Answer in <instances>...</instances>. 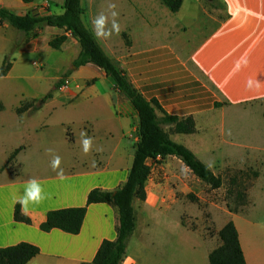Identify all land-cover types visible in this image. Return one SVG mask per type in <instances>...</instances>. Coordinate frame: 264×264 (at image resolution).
<instances>
[{
    "label": "crops",
    "instance_id": "1",
    "mask_svg": "<svg viewBox=\"0 0 264 264\" xmlns=\"http://www.w3.org/2000/svg\"><path fill=\"white\" fill-rule=\"evenodd\" d=\"M180 1L173 12L163 0H82V20L146 101H155L169 116L194 120L193 134H176L172 126H164L171 141L191 151L213 173L258 170L260 182L249 197L235 208L225 207L215 222L216 233L232 222L246 264H264V0ZM63 3L0 0V9L18 16L35 10L60 15ZM100 15L105 17L104 31L111 32L107 38L96 36L93 21ZM113 21L119 25L118 33L112 31ZM12 31L0 22V66L11 50ZM61 36L66 41L60 49H51L50 40ZM79 51L76 40L62 29L36 30L13 54L6 76L0 77V248L20 243L37 247L38 254L27 264L89 263L100 244L116 236L117 212L110 204L87 206L76 235L39 228L47 212L85 207L93 189L115 190L125 181L133 159L137 114L98 67L73 70L65 87L40 103L72 69L68 68ZM34 58L37 66L31 62ZM31 67L35 72L47 67L52 75H33ZM38 79L52 87L31 101L39 106L37 111L17 115L23 101L5 91L8 81L35 84ZM8 102L15 118L11 128H3ZM57 112L65 120L59 132L31 123L39 114L54 120ZM73 126L78 128L75 132ZM81 132L93 138L87 154L82 151ZM56 156L60 165L53 169ZM160 159H148L146 164ZM161 161L162 175L150 179V168L145 199H133L135 227L121 264H209L208 256L219 240L204 239L180 220L190 212L186 196H198L200 181L179 159L168 156ZM182 169L191 174L187 176L191 184ZM31 179L42 184L46 198L30 205L27 214L20 206L30 223H17L13 213L18 203L14 205L13 198ZM188 233L198 240L181 238Z\"/></svg>",
    "mask_w": 264,
    "mask_h": 264
},
{
    "label": "trees",
    "instance_id": "2",
    "mask_svg": "<svg viewBox=\"0 0 264 264\" xmlns=\"http://www.w3.org/2000/svg\"><path fill=\"white\" fill-rule=\"evenodd\" d=\"M30 3L32 0H21ZM82 0H64L60 15L40 14L32 11L24 16L15 15L5 9H0V22L7 23L13 30L20 33L21 41L12 47L9 54L4 56L0 66V77L6 76L11 68L13 54L29 39L36 30L46 27L58 28L69 33L79 44L80 51L72 62V69L68 70L55 83L40 103L52 97L55 90L60 89L72 74L88 65L101 69L106 77L113 83L115 90L124 96L137 114V141L134 145V153L131 166L125 181L113 191L93 189L87 194L86 206L78 208H66L49 211L44 222L39 226L42 232L53 229L60 230L66 234L76 235L80 232L86 214V208L92 204H110L117 212L116 236L112 241H103L93 260L82 264H121L128 246V242L135 227L132 202L134 198L143 201L145 199V185L150 175V167L146 164L148 159L165 158L168 156L179 159L183 165L200 182L212 189L222 186V179L216 175L195 155L182 145L170 140L164 131V126H172V132L176 134H193L195 132L194 120L191 117L179 119L162 112L155 101H146L142 95L129 83L127 77L119 66L110 59L92 32L83 23ZM173 11L180 7V0H163ZM66 41L65 36L57 37L49 42V47L59 50ZM11 58V61L8 59ZM38 105L32 102L22 103L15 112L21 115L25 112L32 114L38 109ZM3 109L0 103V111ZM161 113V116L158 115ZM68 136V132L66 133ZM19 149L14 151L8 163L16 156ZM192 200V196H189ZM237 204L244 202L245 197L241 193L235 196ZM229 209V207H228ZM13 219L17 223L29 224L30 220L21 213L20 205L14 207ZM219 246L208 256L209 264H246L238 241V235L232 222H227L218 232ZM38 248L28 244L20 243L15 246L0 248V264H27L38 254Z\"/></svg>",
    "mask_w": 264,
    "mask_h": 264
},
{
    "label": "rangeland",
    "instance_id": "3",
    "mask_svg": "<svg viewBox=\"0 0 264 264\" xmlns=\"http://www.w3.org/2000/svg\"><path fill=\"white\" fill-rule=\"evenodd\" d=\"M22 36L20 33L12 31V43L10 48L15 47L21 41ZM13 57V56H12ZM11 61V58L8 59ZM32 61L35 63H39L37 58H34ZM73 68L69 66L68 69ZM35 72V67H31L30 71L34 75H39L46 77L52 75L49 72L47 67H43L41 71ZM54 75V73H53ZM34 82L25 81V80H9V85L5 88L6 92L10 94H15L19 96L23 102L27 103L31 102L33 99H38L43 96V94L52 87L51 82H47L43 80H36ZM7 116L5 117V126L3 128H11L13 125L12 118H15V113L13 111L12 103H7ZM44 114V113H43ZM60 112H57L54 116V120L51 118L47 119L45 115L39 114L35 119H32L33 124L40 126L43 124L54 130L55 132L61 131V123H64L65 120L61 119L59 116ZM67 120V118H66ZM1 126V125H0ZM78 128L76 126L71 127V131L75 132ZM162 159V158H161ZM161 159L157 162H150L149 167L151 168L150 179L153 177L156 178L159 174H161L159 167L161 166ZM183 171V169H182ZM186 174V181L189 182V178H191V174L183 171ZM183 172L179 170V173L183 175ZM216 175H219L222 179V186L218 189H212L209 186H206L202 182L197 183L198 188V196H194L193 194H189L186 196L185 201L188 206L190 212H187V215H183L181 217V224L185 226L190 231L197 232L201 237L207 240H211L214 243L217 239V225L215 222V218L221 216L222 210L226 207L235 208L237 202L235 201V196L237 193H241L243 197H249L250 192L256 187L259 182V174L258 170L253 169H244V170H225L221 174L214 172ZM162 175V174H161ZM160 176V175H159ZM188 176V177H187ZM189 196H192L195 200H192ZM181 197V196H179ZM181 199V198H180ZM175 218L172 216L171 219V232L172 235L175 233L173 231ZM177 232L176 235L177 236ZM181 234H183L181 232ZM188 241L198 240V236L196 234L188 233L187 236H182L181 238H185ZM173 239V238H171ZM216 242V241H215Z\"/></svg>",
    "mask_w": 264,
    "mask_h": 264
},
{
    "label": "clouds",
    "instance_id": "4",
    "mask_svg": "<svg viewBox=\"0 0 264 264\" xmlns=\"http://www.w3.org/2000/svg\"><path fill=\"white\" fill-rule=\"evenodd\" d=\"M116 13H113V16H115ZM93 24L96 28V36L97 37H104L107 38L109 35H111V32L104 31V25H105V17L103 15H100L97 17ZM119 25L113 21L112 24V31H115L116 33L119 32ZM93 144V138L88 136L87 133L81 132V145H82V151L87 154ZM60 165V157L56 156L51 162V166L53 169L58 168ZM211 167V165H209ZM46 198V194L44 192L42 184L35 180L31 179L28 181L26 186L24 187L22 194H20L18 197L13 198V204L16 203L20 204L21 210L23 213L27 214L30 210V205H38Z\"/></svg>",
    "mask_w": 264,
    "mask_h": 264
},
{
    "label": "built area",
    "instance_id": "5",
    "mask_svg": "<svg viewBox=\"0 0 264 264\" xmlns=\"http://www.w3.org/2000/svg\"><path fill=\"white\" fill-rule=\"evenodd\" d=\"M34 65L37 66L38 64H37V63H34ZM62 87H65V84H64ZM62 87H61V88H62Z\"/></svg>",
    "mask_w": 264,
    "mask_h": 264
}]
</instances>
